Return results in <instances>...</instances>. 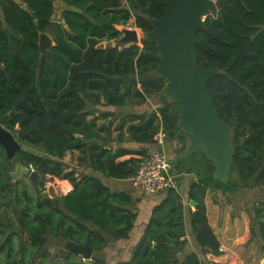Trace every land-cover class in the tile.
<instances>
[{
    "label": "trees",
    "instance_id": "1",
    "mask_svg": "<svg viewBox=\"0 0 264 264\" xmlns=\"http://www.w3.org/2000/svg\"><path fill=\"white\" fill-rule=\"evenodd\" d=\"M168 1L63 0L69 30L57 23L52 31L55 46L41 54L40 34L50 31L53 0H0V118L11 111L5 127L22 130L28 146L11 161L5 151L0 155V209L12 208L19 224L13 219L9 223L13 231L8 234L0 228V254L7 264L43 259L50 237L89 244L96 252V264H104L98 257L105 248L130 237L137 214L127 207L129 197L111 192L92 173L69 169L64 157L68 151H79L80 164L107 178L125 180L136 174L140 159L117 161L129 150L92 142L99 138L94 132L96 119L114 113L100 111L89 120L98 108L90 105L143 106L163 94L166 83L155 74L160 62L156 44L142 40L141 46H119L111 42L121 36L115 25H127L131 19L140 31L151 30L149 19L162 18ZM216 2L219 11L209 15L205 28L197 32V63L201 69L219 70L209 79L208 89L233 136V178L241 188L261 187L264 0ZM102 41L110 44L102 47ZM125 116L137 120L129 126V134L131 141L141 145L154 143L161 129L171 137L178 131V106L171 101L158 110ZM15 162L32 165L41 174L39 186L31 182V190L28 182H11ZM47 175L69 180L73 189L63 196L42 199L40 188ZM68 188L69 184L64 190ZM205 196L204 186H190L188 200L197 202L190 211L191 226L198 245L219 254L220 241L208 222ZM182 200L178 185L169 188L166 198L153 208L131 258L118 264H201L196 253L183 256L187 239H182ZM3 212L7 214V209ZM256 213L255 225L264 241V209H256ZM262 249L264 252V244Z\"/></svg>",
    "mask_w": 264,
    "mask_h": 264
},
{
    "label": "crops",
    "instance_id": "2",
    "mask_svg": "<svg viewBox=\"0 0 264 264\" xmlns=\"http://www.w3.org/2000/svg\"><path fill=\"white\" fill-rule=\"evenodd\" d=\"M53 2L55 4V12L53 14L56 15L55 25L57 23L62 24V20H65L63 11L67 8V5L63 0H53ZM0 18L3 19L1 6ZM130 21H133V19ZM62 25L64 26V24ZM121 26L126 27L125 25ZM47 34L51 36L52 47H54L55 42L52 32L49 31ZM105 42L107 41L101 42L102 47H106L103 44ZM112 45L115 44L113 43ZM168 101L162 94L150 99L148 104L143 106L129 104L118 108H103L90 105L91 109H94V107L98 108L93 114L88 116L89 120H93L98 116L100 111L101 113H114L107 118L100 117L96 119L94 132L98 134L99 138H94L92 142H100L102 145L107 142V146L104 145L105 147L112 148L113 150L127 149L130 151L128 155L118 158L117 161H124L132 157L141 159V157L151 152L165 151L172 163L179 153L186 150V147L189 145V138L178 129L174 136L167 135L164 147H159L155 141L149 145H141L131 141L129 134V126L137 120H132L125 116L127 113H142L144 111L158 110ZM81 155L82 153L79 151H68L65 154L64 161L69 169L76 170L77 173H92L100 177L111 192L126 194L129 197L127 207L137 214V219L130 233V237L108 245L104 250L103 257H98L104 261V264H118L119 262L127 261L131 258L134 248L142 237L153 208L166 198L167 191L154 195L145 194L138 187L134 186L131 178L125 180L113 179L107 178L101 173L93 172L92 168L87 164L83 165L79 163ZM178 165L177 174H182L183 178L181 181L174 183L175 186L178 185V190L183 196L185 236L182 239H187L183 256L196 253L200 258L201 264H264V252L262 249L264 241L258 232V227L255 225L258 220L256 217V209H259L261 206L264 209V205L260 204L264 203V201H261L264 199V186H261L262 188H241L238 182L236 183L234 181L229 184H222L215 179V166L206 159L203 151H197L178 163ZM170 175L173 178L172 171ZM12 180L13 177H11V182H13ZM55 180L56 188L58 189L55 195L63 196L73 189L69 180H60L58 178ZM194 183L206 188L205 205L208 222L218 236L220 247L224 248L223 252L219 248V254H213L203 250L198 245L192 230L190 211H194L197 204L195 206L190 204L191 200H188V192L190 186ZM68 184L69 188L64 190L68 187ZM181 184L184 186L183 192L179 189ZM47 196L52 197V195ZM60 242L63 245L64 241Z\"/></svg>",
    "mask_w": 264,
    "mask_h": 264
},
{
    "label": "water",
    "instance_id": "3",
    "mask_svg": "<svg viewBox=\"0 0 264 264\" xmlns=\"http://www.w3.org/2000/svg\"><path fill=\"white\" fill-rule=\"evenodd\" d=\"M27 9V5H23ZM216 0H169L168 7L162 18H150L152 29L147 32L123 28L115 25L121 36L116 45L128 46L138 44L142 40L155 43L160 62L155 70L156 76L163 78L166 86L163 96L178 106V129L189 138L186 150L179 153L171 163L173 182L182 180L183 175L177 174L178 163L197 151H203L207 160L215 166L214 177L222 184L237 181L233 178V136L229 124L220 118L213 104L208 81L219 73L217 68L201 69L197 63L196 45L199 44L197 32L205 28L204 21L209 15L218 12ZM52 15L50 32L55 27ZM65 29L69 26L62 20ZM39 48L44 54L52 48V38L47 33L40 34ZM11 111L0 118V146L9 160H14L17 152L24 149L22 138L25 133L17 129L8 130L5 121ZM107 146V142L103 143ZM11 177L19 176V181L29 180L39 186L41 174L36 170L27 173L21 163L10 173ZM183 192L184 186L180 185ZM42 199L47 197L41 193ZM190 204L195 206L196 201ZM63 249L77 253L86 264H93L91 259L94 250L89 244L81 245L73 240H64Z\"/></svg>",
    "mask_w": 264,
    "mask_h": 264
},
{
    "label": "built area",
    "instance_id": "4",
    "mask_svg": "<svg viewBox=\"0 0 264 264\" xmlns=\"http://www.w3.org/2000/svg\"><path fill=\"white\" fill-rule=\"evenodd\" d=\"M137 29V28H135ZM139 31V29H137ZM167 133L161 129L155 136L154 141L159 147H164L166 143ZM27 173L34 171L32 165L26 167ZM171 162L165 151H154L150 154L141 157L138 163L136 174L131 178L135 187L148 195L158 194L167 191L169 188L174 187L175 183L172 180ZM46 180L48 184L43 186V192L48 193L51 187V181L54 179L52 176L47 175ZM220 251H224L220 247Z\"/></svg>",
    "mask_w": 264,
    "mask_h": 264
},
{
    "label": "rangeland",
    "instance_id": "5",
    "mask_svg": "<svg viewBox=\"0 0 264 264\" xmlns=\"http://www.w3.org/2000/svg\"><path fill=\"white\" fill-rule=\"evenodd\" d=\"M133 26H134V20L130 21L129 24L126 27H123V28L135 29V26L134 27ZM113 43L116 45V41H112L111 42V44H113ZM103 44L105 46H108L110 44V42H105ZM139 45L141 46V43ZM22 144H23L24 149L28 147L24 140H22ZM3 152H4V150L2 148H0V155L4 154ZM15 167H16V162H15ZM14 170H15V168H14ZM18 179H19V176H14L12 181L14 182V181H16ZM55 179L56 178L52 179L51 187L49 188V192L46 193L47 195H52L53 196V195L56 194L58 189L56 188L57 185H56V180ZM25 182L27 183V181H25ZM48 182H49V180H46V179L43 180V186L47 185ZM28 184H29V189L33 190L32 184L31 183H28ZM43 186L41 187V189H43ZM260 188H262V187H260ZM41 192L43 193V190H41ZM261 201H264V199H262ZM11 204L13 206V203H11ZM260 204L264 205V203H260ZM4 209H7V214H5L3 212ZM259 209H263V207L261 206ZM0 212H1V218H2V220L0 221V228H4V230H6V234H8V233L13 231L12 228L9 227V223H13V219H14L15 224L17 226H19L18 221L16 219V215H15L14 211L12 210V208H10L8 206L7 207H1ZM3 215H4V217H3ZM6 217H9V218H6ZM1 241L2 240H0V245H1ZM62 248H63L62 242L50 237L49 238V245H48V254L43 259L37 260L36 262H32L31 264H86L85 263L86 260H82L77 253L64 252V254H63L61 252ZM104 253L105 252H103L99 257H103ZM0 262L2 264H7L5 255L2 256V258H1V254H0ZM91 262L93 264L97 263L96 252L95 251H94L93 258L91 259Z\"/></svg>",
    "mask_w": 264,
    "mask_h": 264
},
{
    "label": "flooded vegetation",
    "instance_id": "6",
    "mask_svg": "<svg viewBox=\"0 0 264 264\" xmlns=\"http://www.w3.org/2000/svg\"><path fill=\"white\" fill-rule=\"evenodd\" d=\"M16 169V168H15ZM17 181V180H16ZM19 181V180H18ZM23 181H27L28 183H31V181H29V180H22V181H20V182H23ZM41 181V180H40ZM15 182V181H14ZM86 263V262H85Z\"/></svg>",
    "mask_w": 264,
    "mask_h": 264
}]
</instances>
